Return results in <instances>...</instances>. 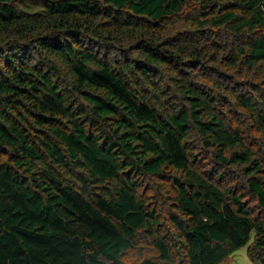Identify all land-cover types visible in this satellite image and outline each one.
Returning <instances> with one entry per match:
<instances>
[{
    "label": "trees",
    "instance_id": "trees-1",
    "mask_svg": "<svg viewBox=\"0 0 264 264\" xmlns=\"http://www.w3.org/2000/svg\"><path fill=\"white\" fill-rule=\"evenodd\" d=\"M245 245L264 264V0H0V264Z\"/></svg>",
    "mask_w": 264,
    "mask_h": 264
},
{
    "label": "rangeland",
    "instance_id": "rangeland-1",
    "mask_svg": "<svg viewBox=\"0 0 264 264\" xmlns=\"http://www.w3.org/2000/svg\"><path fill=\"white\" fill-rule=\"evenodd\" d=\"M254 238V233L252 234V239ZM141 256V251L139 249H134L129 252L127 258L135 260ZM225 264H255L248 255V245H245L238 249L230 260Z\"/></svg>",
    "mask_w": 264,
    "mask_h": 264
}]
</instances>
